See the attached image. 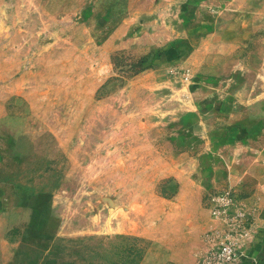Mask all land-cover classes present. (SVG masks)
Segmentation results:
<instances>
[{"label":"rangeland","instance_id":"rangeland-1","mask_svg":"<svg viewBox=\"0 0 264 264\" xmlns=\"http://www.w3.org/2000/svg\"><path fill=\"white\" fill-rule=\"evenodd\" d=\"M226 190L264 264V0H0V264H209Z\"/></svg>","mask_w":264,"mask_h":264},{"label":"built area","instance_id":"built-area-1","mask_svg":"<svg viewBox=\"0 0 264 264\" xmlns=\"http://www.w3.org/2000/svg\"><path fill=\"white\" fill-rule=\"evenodd\" d=\"M210 214L225 225L223 236L212 250L209 264H235L240 254L235 247L236 238L244 240L252 236L251 217L240 207L230 191H219L209 197ZM222 235V234H221ZM235 235V236H233Z\"/></svg>","mask_w":264,"mask_h":264},{"label":"crops","instance_id":"crops-1","mask_svg":"<svg viewBox=\"0 0 264 264\" xmlns=\"http://www.w3.org/2000/svg\"><path fill=\"white\" fill-rule=\"evenodd\" d=\"M259 213H260V215H259L260 217L253 215L252 218H253L254 222L256 221L258 223V225H261L260 229H264V205L262 206V209H260ZM246 257H247V254H244L242 259H245Z\"/></svg>","mask_w":264,"mask_h":264}]
</instances>
